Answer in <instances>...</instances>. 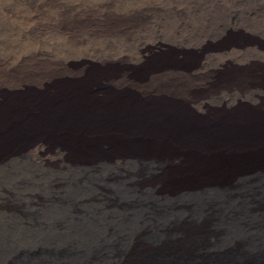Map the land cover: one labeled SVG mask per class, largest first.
Returning <instances> with one entry per match:
<instances>
[{
	"label": "bare ground",
	"instance_id": "bare-ground-1",
	"mask_svg": "<svg viewBox=\"0 0 264 264\" xmlns=\"http://www.w3.org/2000/svg\"><path fill=\"white\" fill-rule=\"evenodd\" d=\"M0 264H264V0H0Z\"/></svg>",
	"mask_w": 264,
	"mask_h": 264
},
{
	"label": "rangeland",
	"instance_id": "rangeland-1",
	"mask_svg": "<svg viewBox=\"0 0 264 264\" xmlns=\"http://www.w3.org/2000/svg\"><path fill=\"white\" fill-rule=\"evenodd\" d=\"M10 234H11V233H10ZM10 234H9V233H7V235H6V232H4L3 236H4L5 238H7V237H8V238L10 239V238H12V236H11Z\"/></svg>",
	"mask_w": 264,
	"mask_h": 264
}]
</instances>
